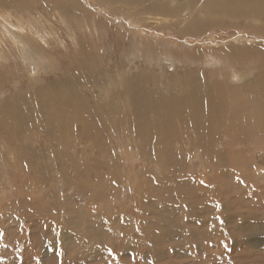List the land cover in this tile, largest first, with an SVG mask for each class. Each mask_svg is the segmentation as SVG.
Returning a JSON list of instances; mask_svg holds the SVG:
<instances>
[{"label":"rangeland","instance_id":"374dc122","mask_svg":"<svg viewBox=\"0 0 264 264\" xmlns=\"http://www.w3.org/2000/svg\"><path fill=\"white\" fill-rule=\"evenodd\" d=\"M144 1L0 0V264H264V109L237 103L243 86L264 85V15L255 1L232 2L235 15L208 0ZM160 3L188 18L140 9ZM146 70L155 91L176 78L187 90L196 71L226 81L239 97L220 137L201 145L187 115L173 141L143 144L118 92ZM65 75L100 115L63 141L39 113L25 129L19 102L31 100L19 97L60 95L44 84Z\"/></svg>","mask_w":264,"mask_h":264},{"label":"bare ground","instance_id":"6f19581e","mask_svg":"<svg viewBox=\"0 0 264 264\" xmlns=\"http://www.w3.org/2000/svg\"><path fill=\"white\" fill-rule=\"evenodd\" d=\"M22 1L24 3H22L21 5H24L25 7H27L28 0H22ZM100 1L109 2V3H111L112 1H117L122 4H127L131 6L134 5L135 2L140 1L141 5H145L144 0H100ZM241 1L245 3L244 0H208V4L205 7L211 8L216 12L220 11L222 13H230V14L235 15L234 11H236L237 13H240L242 11L241 9L242 6L239 5L240 6L239 7L238 5H236L235 9L233 10H232L233 7L229 8L228 6H230L232 2H238V4H240ZM246 1L251 2V4H253V2L255 1V4L257 6V9H254V12L256 13L255 15H264V0H246ZM169 4L170 3L168 4L160 3L159 7L154 6L152 8L141 6L140 9L142 11L148 10L145 13H149V14L151 12L157 13V14H154L152 17L157 16V18H160V19H163V17L159 15L158 13L172 15L175 18L181 19V21H183V19L188 18L187 16L185 17L182 16L181 14L182 11L180 12V10L176 8L175 9L172 8V6ZM11 6H14V5L11 4ZM178 8L182 9V7L180 6ZM32 22L34 23V25H37V26L39 24L37 20L32 21ZM29 25L30 24L28 23L26 24L27 27ZM29 28L33 29V27H29ZM47 37H48L47 32L43 31L42 38L46 39ZM0 54H1V51H0ZM238 59H239V56H238ZM97 73H100V72L94 71V70L90 72V75L93 78L92 80L94 81V84H96L95 81H98L101 79V78H98ZM149 74L150 73H148L146 70V71L140 72L139 74H135L133 77H131L128 80L127 79L122 80L123 85L125 84V87L123 88L122 93L118 92V94L122 95V97L129 96L127 97V100L129 99L128 106L131 108L134 114L133 117L135 120V123H134L135 132L136 133L138 132L142 136V143L145 145L149 146V141H151L149 140V137L151 136L152 133L154 134L159 133V135L162 136V138L158 137L160 138V142L158 145L164 144L166 141L167 142L173 141L175 135L177 134L176 132L177 128L174 122L180 119L181 120L185 119L187 115H191L192 117H194L197 122L200 121L199 123H197L196 127L193 124L194 128L195 129L197 128V130L199 131L198 134L201 135L200 144L209 145V143H211L212 141H215L214 139L217 140V138L220 137V134L222 133L223 128L227 124V120L225 119V117L235 115L236 113V110L233 108V104L231 105V103H229L230 100L236 99L237 96H235L234 98L232 97L236 93V91L232 92L233 95L231 96L232 94L230 93L231 89L227 88L226 81H220V80L213 79L212 82H209L206 79L207 75L205 73H203L202 71H198V72L196 71V72L190 73V78L192 81L189 83V88L187 90H184V87L182 86V79L176 78V79H172L171 82L169 80L165 81L164 86L166 89L164 91L162 90L155 91L153 89L145 88L143 86L145 81H149L148 80V78L150 77ZM77 80H80V79L71 77L70 75H65V77L61 79H56V81L52 80V83L50 84L48 83L44 84V86L48 88L61 87L63 91L60 93V95H56L54 92H51V91L43 90L37 93L33 97V94L35 93L37 88L36 86L32 87L31 90L27 91V95L23 94L24 96L22 95L21 97H19V99H22V98L24 99V97H26L31 100V102H27V103L25 101L19 102V105H21L22 114L29 113V115H27L26 117H22L21 122H19L18 121L19 117L17 114L16 121H18V123H20L21 125H25V129H26L27 126L34 121V119H36L37 121L42 120L43 123H45L47 126L51 128V130L53 129V131L60 138L61 141H63V139L61 138V131H63L64 129L65 131H74V128H75L74 125L76 124V122L81 123V129H82L81 133L86 132L87 126H85V124L82 122V118L87 119L89 117H93L92 115L99 116L100 107L98 105H92L90 99L86 97V93H87L86 90H84V93H83L84 96H81L82 92L81 93L78 92L79 86L76 85ZM102 80L103 79H101V81ZM152 81L156 85L157 80L152 79ZM158 84H160V80ZM241 91L247 96H245L246 98L244 97L245 98L244 100L241 99L242 102L240 98H238L239 97L238 96L237 103L240 101L239 104L242 103L241 105L242 107L244 106V108L249 109V111H252V112L263 111L264 109V106H263L264 105V85L263 84H260V83L259 84H248V85L243 86ZM57 92L58 93L60 92L59 89H57ZM236 100L234 101L235 104H236ZM13 103H14L13 105H15V103L17 102H13ZM92 107L94 110L92 109ZM69 108H71L77 115L73 118L68 119L69 113L67 110ZM89 109H92L93 111L91 112ZM150 112H153L154 114L150 115ZM32 113H36L35 115L39 113L43 116V118L39 120L37 116L32 115ZM252 122L253 121L250 120L249 122L240 123L239 126L244 131L248 132V129H251L252 127L254 128L253 126L254 122L253 124ZM231 128L232 126L227 130V132ZM81 133L76 131L75 134L80 136ZM153 145H157V144L153 143ZM161 158L164 159L163 157ZM216 164H218V162H216Z\"/></svg>","mask_w":264,"mask_h":264}]
</instances>
